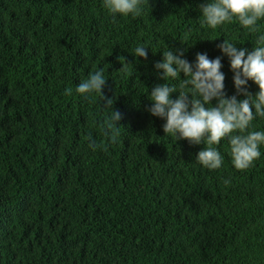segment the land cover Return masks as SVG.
<instances>
[{"label": "trees", "instance_id": "1", "mask_svg": "<svg viewBox=\"0 0 264 264\" xmlns=\"http://www.w3.org/2000/svg\"><path fill=\"white\" fill-rule=\"evenodd\" d=\"M210 2L149 0L113 22L103 0H0V264H264V145L239 171L225 138L223 166L209 170L197 162L207 145L166 136L148 111L156 86L178 83L155 67L167 49L193 65L197 53L221 58L226 97L247 99L218 45L253 51L264 21L259 34L236 20L202 28ZM100 70L122 115L116 144L100 130L105 101L75 91ZM252 126L264 131V118Z\"/></svg>", "mask_w": 264, "mask_h": 264}, {"label": "clouds", "instance_id": "2", "mask_svg": "<svg viewBox=\"0 0 264 264\" xmlns=\"http://www.w3.org/2000/svg\"><path fill=\"white\" fill-rule=\"evenodd\" d=\"M146 3L149 4V0H103V6L113 16V22L117 14L124 17L131 15L133 18L141 16ZM200 11L202 28L215 30L236 20L247 32L259 34V22L264 21V0H211L200 6ZM218 47L230 59L237 93L247 99L238 101L237 96L226 97L221 58L212 60L206 53H197L193 65L184 58L183 51L174 53L167 49L163 52V61L155 67L162 70V79L178 83L156 86L151 92L152 105L148 111L166 120V136L170 135L176 141L187 140L194 145H207L197 157V162L204 168L218 170L223 166L224 157L214 145L227 138L232 164L237 170L245 171L260 159V146L264 145V131H257L252 126L257 117L264 118V34L257 36L251 52L238 49L228 39ZM134 55L147 59V47L137 46ZM121 61L124 63L119 72L127 74L128 67L132 65L123 57ZM181 73L187 78L181 80ZM107 80L102 70L95 71L83 79L75 91L89 102H93L94 95H99L105 101L103 109L108 115L100 123V130L108 142L116 144L123 128L119 126L122 115L114 108L115 101L104 95ZM249 80L259 87L255 96L247 90ZM177 91L179 98L174 100L172 94ZM72 93V88L65 91L67 96ZM213 100L217 101L215 106L212 105ZM88 141L93 151L103 147L91 132ZM224 183L228 185L230 181L225 180Z\"/></svg>", "mask_w": 264, "mask_h": 264}]
</instances>
